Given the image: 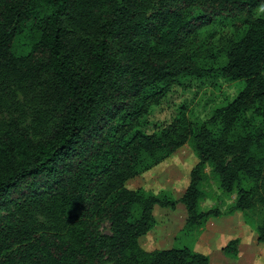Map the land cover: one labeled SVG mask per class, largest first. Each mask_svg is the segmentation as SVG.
Wrapping results in <instances>:
<instances>
[{"label":"trees","instance_id":"16d2710c","mask_svg":"<svg viewBox=\"0 0 264 264\" xmlns=\"http://www.w3.org/2000/svg\"><path fill=\"white\" fill-rule=\"evenodd\" d=\"M226 19L240 24L224 59L173 60L190 30ZM180 74L242 85L204 120L180 107L159 129L136 127ZM27 79L45 86L43 111L0 119V264H208L186 244L140 243L154 205L181 202L198 232L218 213L198 208L207 174L264 242V0H0L4 104ZM184 143L196 159L180 195L125 184ZM239 239L221 251L236 256Z\"/></svg>","mask_w":264,"mask_h":264},{"label":"rangeland","instance_id":"374dc122","mask_svg":"<svg viewBox=\"0 0 264 264\" xmlns=\"http://www.w3.org/2000/svg\"><path fill=\"white\" fill-rule=\"evenodd\" d=\"M240 21L214 20L190 30L188 40L180 45L173 60L187 59L185 52L197 63L213 64L224 59L221 45L239 29ZM188 41V42H189ZM25 46L18 49L25 52ZM25 74V72H22ZM26 84L14 87L10 99L3 103L4 95L0 94V119L17 117L23 124L30 123L33 112H41L43 100L42 81L27 79ZM23 78H21V82ZM242 85L240 79H226L218 74L178 75L169 84L163 94L152 99L144 111L134 115V124L146 132L165 126L174 117L178 108L184 107L186 114L193 120L208 118L213 109L232 98ZM3 121L0 120V124ZM196 159L187 143L176 148L168 156L148 169L129 177L126 185H142L149 190L163 191L168 196L180 195L186 180L187 172ZM208 166L205 170L208 172ZM205 196L199 200L200 210L215 209L217 214H209L202 229H186L184 226L186 212L181 202L174 207L154 205L152 212L154 223L144 234L140 243L145 248L186 244L196 250L207 253L208 264H264V242L256 239V232L243 220L240 210L227 211V206L234 198L235 192H223L218 181L211 175L201 182ZM40 220L41 214H36ZM232 236H239L237 255L229 256L221 251L220 246Z\"/></svg>","mask_w":264,"mask_h":264}]
</instances>
